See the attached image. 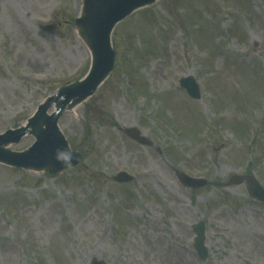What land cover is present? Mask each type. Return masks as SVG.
Instances as JSON below:
<instances>
[{
  "label": "rangeland",
  "instance_id": "obj_1",
  "mask_svg": "<svg viewBox=\"0 0 264 264\" xmlns=\"http://www.w3.org/2000/svg\"><path fill=\"white\" fill-rule=\"evenodd\" d=\"M84 6L0 0V133L87 74ZM140 7L114 27L110 75L59 119L80 162L56 171L0 161V264H264V202L231 182L254 175L264 187V0ZM188 75L199 99L179 84ZM122 169L136 178L117 182ZM181 172L206 184L184 186ZM200 221L204 261L193 247Z\"/></svg>",
  "mask_w": 264,
  "mask_h": 264
},
{
  "label": "water",
  "instance_id": "obj_2",
  "mask_svg": "<svg viewBox=\"0 0 264 264\" xmlns=\"http://www.w3.org/2000/svg\"><path fill=\"white\" fill-rule=\"evenodd\" d=\"M152 0H86L85 15L79 22L89 30L90 40L94 49V65L88 77L78 83L66 86L58 94L52 95L48 100L39 106L38 111L29 119V124L16 130H8L0 135V144L8 141H19L26 131L32 127L36 128V142L26 152H12L0 146V159L8 163L20 166L43 167L53 165L56 168L64 167L55 158L54 153L58 149H69L65 137L58 128V119L64 108L72 100H80L93 94L103 78L110 72L114 65V52L110 46V33L115 23L128 15L136 6ZM181 84L187 87L189 93L194 97H199L200 93L197 84L192 76L183 78ZM56 109L52 114L47 111L53 105ZM41 124L46 127L41 128ZM133 137L141 142H147L136 129L128 131ZM75 158L72 164L79 160V155L74 153ZM115 179L126 181L132 176L126 172H120ZM244 179L248 181V189L252 196L264 200V189L253 176H234L233 182H240ZM185 185L202 186L205 181L181 176ZM197 233L194 247L201 259L207 257V248L204 245V223L193 226ZM92 264H105L103 260L93 259Z\"/></svg>",
  "mask_w": 264,
  "mask_h": 264
},
{
  "label": "bare ground",
  "instance_id": "obj_3",
  "mask_svg": "<svg viewBox=\"0 0 264 264\" xmlns=\"http://www.w3.org/2000/svg\"><path fill=\"white\" fill-rule=\"evenodd\" d=\"M82 9V8H81ZM77 32H78V34H79V36H80V38H81V40L84 42V44H85V46H86V50L89 52L90 51V53H91V56H92V62H93V60H94V49H93V47L91 46V43H90V41H89V37H88V35L84 32V30L81 28V27H79V29L77 30ZM76 32V33H77ZM178 53V52H177ZM179 54V53H178ZM79 103H78V101H77V99H75V100H73L72 101V103L70 104V106H68V108H74L76 105H78ZM34 130L35 131H30V129L28 130V131H30V132H28L30 135L31 134H33L32 132H36V128H34ZM4 145V147H10L11 146V144H3ZM12 249H15L12 245H9L7 248H4V250H5V252H7L6 250H9V251H12ZM8 253V252H7Z\"/></svg>",
  "mask_w": 264,
  "mask_h": 264
},
{
  "label": "clouds",
  "instance_id": "obj_4",
  "mask_svg": "<svg viewBox=\"0 0 264 264\" xmlns=\"http://www.w3.org/2000/svg\"><path fill=\"white\" fill-rule=\"evenodd\" d=\"M54 158L63 166L67 167L70 166L72 160L75 158L74 153L70 149H58L54 153Z\"/></svg>",
  "mask_w": 264,
  "mask_h": 264
}]
</instances>
